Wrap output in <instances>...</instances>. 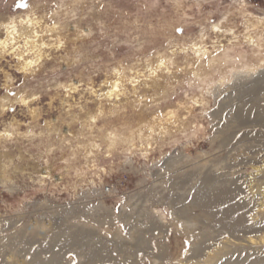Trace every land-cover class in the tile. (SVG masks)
Here are the masks:
<instances>
[{
  "label": "rangeland",
  "instance_id": "rangeland-1",
  "mask_svg": "<svg viewBox=\"0 0 264 264\" xmlns=\"http://www.w3.org/2000/svg\"><path fill=\"white\" fill-rule=\"evenodd\" d=\"M263 19L0 0V264H264Z\"/></svg>",
  "mask_w": 264,
  "mask_h": 264
},
{
  "label": "bare ground",
  "instance_id": "bare-ground-1",
  "mask_svg": "<svg viewBox=\"0 0 264 264\" xmlns=\"http://www.w3.org/2000/svg\"><path fill=\"white\" fill-rule=\"evenodd\" d=\"M264 20V19H263ZM215 28H217V27H215ZM15 33H17V30H15ZM250 39V41L252 42L253 41V39H252V37H250L249 38ZM253 43V42H252ZM244 68V70L243 71H247V72H251V73H254V72H256L258 69H263L264 68V61H258L255 65H253V64H250V65H247L246 67H243ZM115 88L117 87V85L116 84H114L113 85ZM220 195H218V196H221V195H223L224 193H219ZM226 195V194H225ZM217 197V196H216ZM223 197V196H222ZM204 199V198H203ZM206 199V198H205ZM217 199H218V197H217ZM222 199V198H221ZM211 200V199H210ZM213 201V200H212ZM211 201V202H212ZM210 201L208 200V201H205V203L206 204H208V205H213V203H209ZM213 202H216V200H214ZM223 202V201H222ZM218 204V203H217ZM216 207H217V205H216ZM211 208V207H210ZM223 218V217H222ZM72 244V243H71ZM101 244V243H100ZM80 247V246H79ZM103 250V249H102ZM30 253V252H29ZM86 253V252H85ZM11 254V253H10ZM92 257V256H91ZM38 259L40 258V257H37ZM36 258V259H37ZM93 258V257H92ZM43 259V258H42ZM79 259V258H78ZM40 260V259H39ZM36 261V260H35ZM44 261V260H43ZM61 261H63V260H61ZM94 261V260H93ZM11 262V261H10ZM51 262V261H50ZM91 262H92V260H91ZM35 264V263H34ZM39 264H44V262H40ZM48 264V263H47ZM50 264H59V260H58V257L56 256V255H53V257H52V262L50 263ZM61 264V263H60Z\"/></svg>",
  "mask_w": 264,
  "mask_h": 264
},
{
  "label": "built area",
  "instance_id": "built-area-1",
  "mask_svg": "<svg viewBox=\"0 0 264 264\" xmlns=\"http://www.w3.org/2000/svg\"><path fill=\"white\" fill-rule=\"evenodd\" d=\"M113 191V186L112 185H108L106 186V188L104 189V193L105 194H110Z\"/></svg>",
  "mask_w": 264,
  "mask_h": 264
}]
</instances>
